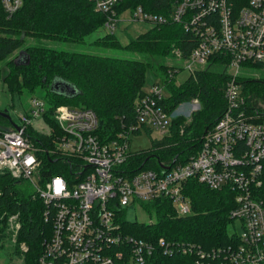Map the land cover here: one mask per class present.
<instances>
[{"label":"built area","instance_id":"2783aa9c","mask_svg":"<svg viewBox=\"0 0 264 264\" xmlns=\"http://www.w3.org/2000/svg\"><path fill=\"white\" fill-rule=\"evenodd\" d=\"M90 1L106 15L105 28L112 34L120 22L116 6L123 0ZM247 2L238 6L235 0H167L168 15L147 12L143 6L126 10L132 20L153 26L175 23L193 36L197 47L183 60L189 62L191 76L216 60L225 65L226 110L187 162H160L158 169H136L130 163L132 135L156 130L165 136L176 117H185L178 109L167 111L162 102L168 95L158 84L135 102V121L109 142L95 133L99 121L92 109L55 108L53 118L61 135L51 152L57 156L51 159L69 166V176H45L27 135L31 121L47 113L46 100L33 98L18 128L0 126V175L35 187L34 198L42 201L44 221L51 227L39 264H176L166 259L178 254L192 257L188 264H264V200L258 197L263 184L264 114L249 108L240 83L242 66L264 68V0ZM1 4L12 18L23 0H1ZM176 55L182 60L179 51ZM177 73L174 69L171 78ZM192 102L193 110L199 111L200 103ZM189 180L215 191L235 192L236 207L230 216L243 231L233 243L205 251L165 237L140 238L124 231L119 213L133 204L143 208L147 202L167 199L178 216L190 215L192 203L185 189ZM18 217L9 218L16 232L21 228ZM21 248L28 250L25 243Z\"/></svg>","mask_w":264,"mask_h":264},{"label":"trees","instance_id":"16d2710c","mask_svg":"<svg viewBox=\"0 0 264 264\" xmlns=\"http://www.w3.org/2000/svg\"><path fill=\"white\" fill-rule=\"evenodd\" d=\"M247 1L235 0L238 6L246 5ZM140 6L153 14L168 15L170 11L167 0H123L116 6L117 14L120 16L126 10H136ZM105 21L106 15L96 11L90 0H23V6L12 18L7 17L0 0V62L9 61L6 67L10 68L4 74L0 69V80L6 84L13 98L39 88L45 89L48 97L44 120L50 124V132L44 134L31 127L27 133L37 149L45 176L71 174V168L65 163L58 166L59 162H53L57 155L51 154L61 135L53 118L55 108L69 105L92 109L99 121L95 133L103 141L115 140L123 126L128 127L135 121V102L146 93L145 74L149 69L166 84L169 95L162 103L169 113L194 100L200 103L201 108L190 119L176 117L169 134L153 141L150 149L133 153L130 163L136 169H158L160 162L174 164V160L187 162L198 153L202 137L226 110L224 91L229 76L222 61H214L182 84L177 85L175 78H171V72L176 68L169 67L166 61L177 51L185 60L197 47L193 36L175 23L152 26L127 45H122L113 33H105L92 42L96 52L68 51L57 47L86 43L94 33L105 29ZM109 51H122L124 54L108 55ZM129 54L138 55L141 59L129 57ZM11 58L14 60L10 61ZM256 67L263 68L260 65L253 68ZM240 80L241 85L247 83L242 87L249 108H256L264 114V108L256 105L257 95L252 87L264 79ZM58 81L71 86L75 92L56 90ZM257 86L264 88V85ZM0 126L11 128L10 119L0 116ZM262 172L263 184L258 197L264 200V166ZM30 187L26 180L0 175V234L9 226V218L19 215L21 228L17 232V242L19 246L25 243L28 248L26 252L22 251V264H39L51 227L44 221L42 201L34 198V190ZM185 189L192 203L190 215L178 216L172 202L167 199L147 202L143 208L155 217L156 222L149 225L138 221L131 223L126 220L125 211H121L119 220L124 231L140 238L153 235L157 240L165 237L205 251L233 243L237 233L231 230L235 221L230 213L236 207L235 192L226 189L215 191L196 180H189ZM191 259L178 254L166 261L188 264Z\"/></svg>","mask_w":264,"mask_h":264},{"label":"rangeland","instance_id":"374dc122","mask_svg":"<svg viewBox=\"0 0 264 264\" xmlns=\"http://www.w3.org/2000/svg\"><path fill=\"white\" fill-rule=\"evenodd\" d=\"M153 24L148 21H135L132 20L131 12L126 11L120 15V22L116 26V28L113 30V34L117 36V38L120 40L122 45H127V43L131 42L132 40L137 39L141 34L147 32L152 28ZM105 33H110L106 28L99 30L97 33H94L91 37H89L84 44H61L57 45L60 49H65L68 51H78V52H96L94 50V47L92 45V42L98 38L99 36L104 35ZM176 52V51H174ZM118 54L122 55L124 54L122 51H109L107 52L108 55L112 54ZM128 54V53H127ZM177 54V52L175 53ZM129 57H135L138 59H141L138 55L129 54ZM11 60H14V58H11ZM9 62V61H8ZM8 62H0V69L1 72L4 74L9 69L6 67ZM167 65L169 67H174L178 70V73L175 75V82L177 85L184 83L191 75L190 70L188 69V61H183L178 59L177 55H175L173 58L168 59ZM217 67H222L220 65H217ZM241 79L242 78H254L257 80L264 79V68H253V67H247L242 66L241 70ZM146 81L144 85L145 91H150L155 85H159L161 89L164 90V94L167 96L169 95L168 90L163 86V81L160 77L155 76L152 70H147L146 74ZM247 83H242L243 86H245ZM264 85V80H260L257 83H254L252 85L253 89L255 90V94L257 95L256 105L264 108V88H260L259 86ZM257 86V87H256ZM244 88V87H243ZM33 98H38L40 100H48V97L46 95L45 89H37L35 92H24L23 95H20L19 97L16 96L13 98L11 96V93L9 92L8 88L6 87V84L0 80V112L2 111H8L10 114V125L14 126L16 124H20L21 117L25 113L30 111L31 102ZM196 103L190 102L183 104L179 106L178 112L184 115L187 118H191V114L195 112L193 110V107ZM31 127L34 130H38L42 133H49L50 132V124L47 123L44 118H34L31 121ZM164 135L159 131H152V130H145L141 131L140 133H137V135H132L129 149L133 153L135 152H143L145 150L150 149L151 144L153 141L159 140ZM63 162L60 161L58 163V166H61ZM150 167V166H146ZM145 167V168H146ZM30 183V182H29ZM31 184V183H30ZM32 186V184H31ZM31 190H35V187H30ZM126 220H128L131 223H134L135 221H138L140 223H145L146 225H149L151 223H155L156 219L154 216H150L149 214L144 211V209L137 204H133V206L126 208ZM8 227L5 229V231L0 234V264H22L24 260V256L22 254V248L18 245V238H17V232L12 222L8 220ZM232 231H236V233H241L243 230L241 228V224L239 221H235L234 227L231 228Z\"/></svg>","mask_w":264,"mask_h":264},{"label":"water","instance_id":"95a60500","mask_svg":"<svg viewBox=\"0 0 264 264\" xmlns=\"http://www.w3.org/2000/svg\"><path fill=\"white\" fill-rule=\"evenodd\" d=\"M28 62H29V58H27V60H26V63H28ZM55 88H56V90L59 89L61 92H66V93H74V92H75V90L72 89L71 86H69V85H67V84H64V83H62V82H59V81L55 84ZM0 116H1V117L4 116V117L10 119V114H9V112L6 111V110L0 112ZM15 127L18 128L17 125H15Z\"/></svg>","mask_w":264,"mask_h":264},{"label":"clouds","instance_id":"9594fccd","mask_svg":"<svg viewBox=\"0 0 264 264\" xmlns=\"http://www.w3.org/2000/svg\"><path fill=\"white\" fill-rule=\"evenodd\" d=\"M57 183H59V181H57Z\"/></svg>","mask_w":264,"mask_h":264}]
</instances>
